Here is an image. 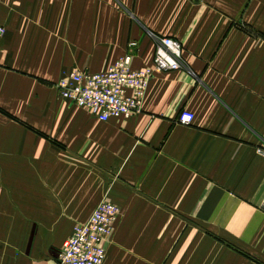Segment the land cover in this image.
<instances>
[{
    "label": "crops",
    "instance_id": "0c3cea01",
    "mask_svg": "<svg viewBox=\"0 0 264 264\" xmlns=\"http://www.w3.org/2000/svg\"><path fill=\"white\" fill-rule=\"evenodd\" d=\"M162 36L183 66L137 115L59 96L63 71L147 66ZM102 200V264H264V0H0V264H56Z\"/></svg>",
    "mask_w": 264,
    "mask_h": 264
},
{
    "label": "built area",
    "instance_id": "2783aa9c",
    "mask_svg": "<svg viewBox=\"0 0 264 264\" xmlns=\"http://www.w3.org/2000/svg\"><path fill=\"white\" fill-rule=\"evenodd\" d=\"M127 45L135 46L136 41L131 40ZM132 57L131 53H125L102 72L63 71L56 83L59 96L88 110L101 121L137 115L153 75L183 66L182 44L173 37H155L149 65L132 68ZM192 119L193 113L183 110L177 121L188 124ZM119 214L118 205L109 200L100 201L85 221L73 226L61 245L56 264H102L105 242Z\"/></svg>",
    "mask_w": 264,
    "mask_h": 264
}]
</instances>
